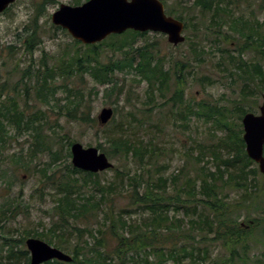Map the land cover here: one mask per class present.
<instances>
[{"label": "trees", "instance_id": "16d2710c", "mask_svg": "<svg viewBox=\"0 0 264 264\" xmlns=\"http://www.w3.org/2000/svg\"><path fill=\"white\" fill-rule=\"evenodd\" d=\"M81 2L82 0H75L76 5ZM195 3L211 15L204 27L211 31L212 36L228 43L230 40L239 41L234 36L236 33L244 41L243 45H236L234 53L227 51L231 61L230 67L225 71L233 79L231 84L237 82V77L243 81L240 97L234 101L232 109L205 102L185 104L183 94L186 82L181 70L184 65L191 68L192 59L169 56L170 60L167 61V57L160 56L158 43L146 40L145 43L138 44L139 38H146L148 32L128 30L121 35H111L97 45H82L75 40V49L64 50L52 67L41 59L39 69L34 71L31 65L21 71L23 78L36 76V97L45 103L56 99L57 89L64 91L66 96L56 99L66 102L59 106L62 116L69 122L98 126L97 132L102 131L99 133L102 141L97 147L106 152L110 159H126L137 165L133 173L116 169V175L122 182H127V196L131 206L141 212L142 216L133 221L122 213H115L112 207L103 211L98 202H92L89 198L85 199L89 202L78 203L75 194L85 184L88 185L91 179H98L99 174L74 168L68 162L74 141L69 137H61L64 145L59 147L58 142L43 131L44 116L36 114L35 117L25 118L24 112L9 98L11 102L0 106V178L5 180V186L9 188L13 181L8 177L5 166L14 165L25 171L34 169L42 176V182L53 180L52 185L61 196L53 209L59 218L54 227L46 233L34 235L28 231L27 236L20 239H14L16 230L7 225L19 210V204L9 196L5 198V203L0 207V264H29L30 252L23 245L31 237L46 238L50 245L69 251L73 257L70 263L54 260L45 264H180L187 257L191 258L190 264L264 263L260 258L254 260L251 257L249 244V238L258 226L264 225V219L248 214L243 223L240 222L243 210L252 208L255 204V193L259 190L257 178L262 174L258 164L249 158L245 149L242 118L254 110L245 109L243 104L248 102L249 97L257 99L259 95H264V65L259 61L245 60L243 53L252 49L264 54V35L258 23L242 22L241 18L232 17L234 14H231L229 3L224 5L222 0H196ZM167 14L183 21L172 10H167ZM37 39L34 30L30 39L26 40V49L31 55L39 44ZM199 45L194 42L191 44L195 60L200 56ZM103 46L109 48L112 54L107 62L101 58ZM73 51L75 52L72 53ZM191 71L189 74H193ZM119 73L134 74L135 81L147 83V102L140 110L143 113L141 119L130 112L128 114L133 119L127 118L118 123L115 117L118 112L116 107L114 118L103 127L92 116V93L86 95V88L74 87L72 81L77 79L84 82L85 77H89L98 86H108L105 88L107 98L113 95L120 97L125 92L124 86L119 83ZM173 75L176 78L175 90L167 102L179 109L174 116L175 121L181 122L180 127L189 130L190 117L203 114L225 133L224 137L218 138L217 143L200 149L198 163L205 156H212L215 169L212 171L201 167L198 178L185 176L181 180L177 176L166 177L169 165L161 164L160 158L169 162L168 155L164 156L163 150L156 145H144L125 132L138 128L135 124L137 122L139 125L146 124L147 118L151 116L148 115L151 112L149 107L155 103L157 94L164 98L167 96ZM57 79L62 80L59 86H55ZM6 86L7 84L3 85V91ZM2 94L1 91L0 96ZM228 114L237 116L238 120ZM9 124L15 125L19 132L25 130L30 133L33 141L26 153L24 149H21L23 153L15 150L7 153L12 139L7 129ZM111 124L113 127H110ZM223 150L229 153L226 159ZM42 156H46L47 161L40 168L35 161ZM191 156L187 154L188 158ZM78 175L83 177V183L76 179ZM103 191L110 195L113 193L111 189ZM233 192H237L239 199L227 203ZM180 212L184 214L183 219L178 216ZM69 217L82 224L70 229ZM91 220H95L98 228L90 227ZM185 225H188L187 231L184 229ZM220 243H223L227 251L226 258L221 262L212 258L209 247V244L215 246ZM3 251L5 255H2Z\"/></svg>", "mask_w": 264, "mask_h": 264}, {"label": "rangeland", "instance_id": "374dc122", "mask_svg": "<svg viewBox=\"0 0 264 264\" xmlns=\"http://www.w3.org/2000/svg\"><path fill=\"white\" fill-rule=\"evenodd\" d=\"M86 1L82 0L81 4ZM163 1L166 4V12L172 10L175 15L182 17L186 25L184 30L185 42L179 46H174L169 43L166 35L148 32L146 38H139L138 44H143L146 40L158 43L160 56L167 57V61L170 60L169 56L192 59L191 68H186L187 66L184 65L181 70L186 82L183 94L185 104L197 105L205 102L232 109L234 101L240 97L243 81L237 77V82L231 84L233 79L228 77L225 71L230 67L231 61L227 51L234 53L237 48L236 45H243L244 41L236 33H234V36L239 41L232 42L230 40L228 43L219 38L217 39L215 35L212 36L211 31H207L204 27V24L210 21L211 15L203 7L196 5V0ZM222 2L225 3L224 5L229 3L231 14H234L232 17L241 18L242 22L247 21L261 25L262 35H264V0H222ZM62 4L77 6L75 0H16L4 13L0 14V93L3 92L0 96V106L3 103L11 102V100L9 101L10 98L14 100L15 106L24 112L25 118L35 117L36 114L44 116L43 131L55 139L59 147L64 145L61 137L65 136L72 139L74 143L82 144L85 148H98V143L102 141L100 138L102 131L97 132L98 126L93 127L79 122H69L62 116L59 106L60 103L63 105L66 102L62 100L59 102L60 100L56 99L64 98L66 96L64 91L57 89L56 99H52L50 103H45L36 97V76L34 75L32 78L22 77L21 71L31 65L34 71L39 69L41 59H44V63H48L49 67H52L58 60L56 58L60 57L64 50H74L77 46L73 37L66 30L58 28L52 23L53 13ZM34 30H36L39 44L31 55V52L26 49V40L30 39ZM192 42L200 44V56L196 57V60L193 59ZM101 53L102 60L109 61L112 55L109 48L103 46ZM243 58L247 61H259L264 65V54L252 49L245 51ZM190 71L193 74H189ZM117 76L120 85L124 86L125 92L120 97L113 95L107 98L105 88L108 86H98L89 77H85L84 82L76 79L72 81V85L77 88L80 86L86 88V95L92 93L90 96L92 116L95 118L98 117L103 108L112 107L115 109L117 107L118 112L115 117L118 123L125 121L127 118L131 119L132 117L128 114L130 112L141 119L143 113L140 110L144 108V103L147 102V83L135 81L134 74L124 75L119 73ZM175 79L173 75L169 85V93L166 92L167 96L165 98L157 94L155 103L149 107L151 112L148 115L151 116L147 118L146 124L139 125L137 122L135 124L138 125V128L131 131L125 130V132L136 141L143 142L144 145H156L163 150L164 156L168 155L169 162H166L164 158H160L161 164L166 163L169 165L166 177L177 176L181 180L185 176L198 178L201 167L204 166L212 171L215 169L212 156H205L202 162L198 163L197 157H199L200 149L217 143L218 138L224 137L225 133L217 128L214 121L207 120L203 114L190 117L189 130L186 131L185 128L180 127L181 122L175 121L174 116L175 111L178 113L179 109L173 108V104L167 102L171 93H174ZM61 82L62 80L57 79L55 86H59ZM4 84H7V86L3 91ZM263 100L264 95H259L257 99L249 97L248 102L243 105L247 110L253 108L252 113L258 115ZM228 115L234 120H238L237 116ZM110 127H113V124ZM7 129L9 135L12 136L7 147V150H10L7 153L15 151L23 153L21 149H24L26 153L29 144L33 141L30 133L25 130L19 132L13 124H9ZM100 151L106 154V152ZM188 153L192 155L191 158L187 157ZM222 153L225 159L229 155L227 150H223ZM25 157L29 160L27 156ZM46 161V156H42L38 157L35 162L42 168L43 163ZM110 161L114 164L115 169L98 173V179H91L89 184H85L74 197H77L80 204L89 202L85 200L89 198L92 202H98L101 205L100 209L103 211L112 207L115 213H122L127 219L133 221L141 219V212L131 206L127 196V190L129 189L127 182H122L116 175V169L133 173L137 165L133 161L120 158H111ZM68 162H72L71 158L68 159ZM5 169L8 171V177L12 179L13 184L8 188L5 186V180L0 178V207L5 203L7 196L14 199L20 207L14 217L7 223L8 227L16 230L14 239L27 236L28 231H31V235H34V233H46L53 228L59 220L53 209L57 205L56 200L61 196L56 187L52 185L53 180L42 182V176L37 170L33 171L34 169L25 171L15 168L14 165L5 166ZM76 179L83 183L81 175H78ZM257 183L259 190L255 193V204L252 208L243 210L240 218L242 223L248 214H252L251 217L264 219V175L258 176ZM104 189H107V191L111 189L113 193L110 195L103 191ZM172 193L175 194L174 191ZM236 193H231L227 203L239 199ZM103 194H105V197H103ZM127 210H130V212H127ZM178 216L183 219V212L178 213ZM186 220L187 223L188 219ZM91 222V228H98L99 225L96 224L95 220H91ZM80 224L82 223L75 221V219L69 220L70 229L72 226ZM184 229L187 231L188 225H185ZM41 240L48 243L46 238ZM72 240L75 242V239ZM249 244L251 245V257L254 260L256 258L264 260V225L258 226L252 233ZM23 246L27 248L26 241ZM209 247L213 259L221 262L226 258L227 251L223 243L215 246L209 244ZM65 252L68 253L69 251L66 250ZM2 255H5L4 251ZM2 261H5V259H2ZM190 262L191 258L187 257L183 258L180 264H190ZM169 264H172V262Z\"/></svg>", "mask_w": 264, "mask_h": 264}, {"label": "water", "instance_id": "95a60500", "mask_svg": "<svg viewBox=\"0 0 264 264\" xmlns=\"http://www.w3.org/2000/svg\"><path fill=\"white\" fill-rule=\"evenodd\" d=\"M16 0H0V14ZM52 23L66 30L74 40L84 45H95L111 35H121L128 30L155 32L168 37L170 44L179 46L185 42V23L167 15L160 0H87L77 5L62 4L52 15ZM260 113H247L242 119L243 140L249 158L258 164L264 175V101ZM114 109L105 107L98 115L101 126L108 125L114 117ZM74 168L97 174L114 168L108 156L96 147L85 148L73 143L70 149ZM29 264H45L57 260L70 263L73 258L47 242L28 238Z\"/></svg>", "mask_w": 264, "mask_h": 264}, {"label": "flooded vegetation", "instance_id": "af4514ba", "mask_svg": "<svg viewBox=\"0 0 264 264\" xmlns=\"http://www.w3.org/2000/svg\"><path fill=\"white\" fill-rule=\"evenodd\" d=\"M163 4H164V6L166 7V4L164 3V1L163 0H160Z\"/></svg>", "mask_w": 264, "mask_h": 264}]
</instances>
